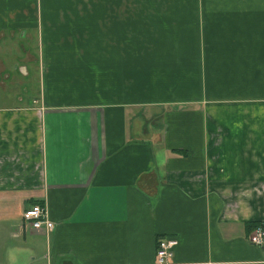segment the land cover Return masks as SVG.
Returning <instances> with one entry per match:
<instances>
[{"label": "crops", "instance_id": "obj_1", "mask_svg": "<svg viewBox=\"0 0 264 264\" xmlns=\"http://www.w3.org/2000/svg\"><path fill=\"white\" fill-rule=\"evenodd\" d=\"M27 37L0 264H157L162 237L166 264H264V0H0V39Z\"/></svg>", "mask_w": 264, "mask_h": 264}, {"label": "rangeland", "instance_id": "obj_2", "mask_svg": "<svg viewBox=\"0 0 264 264\" xmlns=\"http://www.w3.org/2000/svg\"><path fill=\"white\" fill-rule=\"evenodd\" d=\"M34 43L27 37L0 39V107L29 99L37 89L35 61L31 57ZM26 63L30 71L23 73L18 65ZM20 98V99H19Z\"/></svg>", "mask_w": 264, "mask_h": 264}, {"label": "built area", "instance_id": "obj_3", "mask_svg": "<svg viewBox=\"0 0 264 264\" xmlns=\"http://www.w3.org/2000/svg\"><path fill=\"white\" fill-rule=\"evenodd\" d=\"M21 218L29 224L32 229L44 228L49 230L53 222L47 217V210L44 205L33 204L21 213ZM249 242L262 245L264 244V228L261 224L256 225L248 234ZM175 244L172 238H159L155 245V262L166 264L172 255L171 248Z\"/></svg>", "mask_w": 264, "mask_h": 264}]
</instances>
